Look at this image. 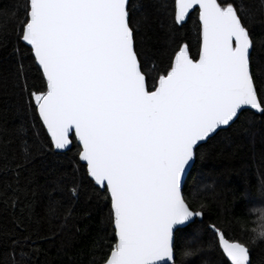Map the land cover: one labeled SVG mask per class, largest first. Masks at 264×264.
<instances>
[{
    "label": "snow or ice",
    "instance_id": "obj_1",
    "mask_svg": "<svg viewBox=\"0 0 264 264\" xmlns=\"http://www.w3.org/2000/svg\"><path fill=\"white\" fill-rule=\"evenodd\" d=\"M130 5L25 0L17 40L29 46L41 73L43 90L28 93L29 107L34 103L49 139L34 138L31 146L22 139L19 160L15 151L11 159L3 153L0 170L10 171L12 180L0 186V200L13 208L20 204L11 240L20 250L18 264L43 239L38 209L50 218L61 210L51 199L46 205L37 200L29 167L37 154L68 150L76 142L78 162L110 200L115 242L103 264H174L175 235L202 216L183 195L199 142L231 127L241 113L264 118V67L253 70L242 6L233 0H174V27L198 12V59L188 44L178 43L166 65L149 68ZM24 75L21 65L17 77ZM71 191L79 194L75 181ZM210 228L226 257L223 264H252L244 242L226 238L214 224Z\"/></svg>",
    "mask_w": 264,
    "mask_h": 264
},
{
    "label": "trees",
    "instance_id": "obj_2",
    "mask_svg": "<svg viewBox=\"0 0 264 264\" xmlns=\"http://www.w3.org/2000/svg\"><path fill=\"white\" fill-rule=\"evenodd\" d=\"M233 2L242 6L253 41V70L257 71L264 67V0ZM24 5L25 0H0V166L4 152L11 159L15 151L19 160L22 139L28 146L34 138L45 143L49 139L34 103L29 107L28 93L43 89L29 46L17 40ZM130 8L139 28L138 46L148 57L149 68L166 65L178 50V43L188 44L190 55L198 58V12L190 13L183 27H174V0H131ZM21 65L25 75L18 78ZM25 83L27 93L23 91ZM21 128L23 133L18 131ZM77 151L73 141L66 152L37 154L29 166L34 172L37 200L46 205L51 199L61 210L58 218H50L38 209V233L43 239L24 257L25 264H103L108 245L115 242L110 200L103 199L104 192L93 186L86 165L78 162ZM195 153L183 195L192 210L202 211V216L175 235V264L226 261L210 228L213 224L226 233V238L249 247L252 264H264V240L252 243L250 232L257 226L253 209L264 208V118L241 113L235 124L220 130ZM6 179L11 182V172L0 170V186ZM73 181L80 187L77 196L71 191ZM19 215L20 204L13 208L0 200V264H18L21 259L19 248L14 250L11 243L17 231L13 219Z\"/></svg>",
    "mask_w": 264,
    "mask_h": 264
},
{
    "label": "clouds",
    "instance_id": "obj_3",
    "mask_svg": "<svg viewBox=\"0 0 264 264\" xmlns=\"http://www.w3.org/2000/svg\"><path fill=\"white\" fill-rule=\"evenodd\" d=\"M257 213V226L250 229L251 241L256 243L257 241L264 240V208L253 209Z\"/></svg>",
    "mask_w": 264,
    "mask_h": 264
},
{
    "label": "water",
    "instance_id": "obj_4",
    "mask_svg": "<svg viewBox=\"0 0 264 264\" xmlns=\"http://www.w3.org/2000/svg\"><path fill=\"white\" fill-rule=\"evenodd\" d=\"M188 18H189V16L187 17V20H188ZM253 49V48H252ZM198 59V58H197ZM226 128H228V126H221V130L222 129H226ZM44 130H46V129H44ZM219 132V131H218ZM217 132V133H218ZM216 133V134H217ZM215 134V135H216ZM215 135H212L211 137H213V136H215ZM209 139L208 138H206V141L205 142H199V146L201 145V144H204V143H206L207 141H208ZM73 144V143H72ZM71 147H72V145H71ZM70 147V148H71ZM69 148V149H70ZM68 149V150H69ZM68 150H57V152H66V151H68ZM196 151V150H195ZM195 158H196V153H195V156H194V163H195ZM194 163L191 165V167L188 169V171L185 173V175H184V185H185V182H186V180H187V177H189L188 175H189V173H190V171H191V169L193 168V166H194ZM85 165V164H84ZM195 218L196 217H193L192 218V220L190 221V222H187V224H186V226H188L190 223H192L194 220H195ZM185 226V227H186ZM185 227H183V228H185ZM174 247H175V240H174ZM222 250V249H221ZM174 253H175V249H174ZM250 259H251V255H250ZM230 262V261H229ZM174 264H175V255H174Z\"/></svg>",
    "mask_w": 264,
    "mask_h": 264
}]
</instances>
